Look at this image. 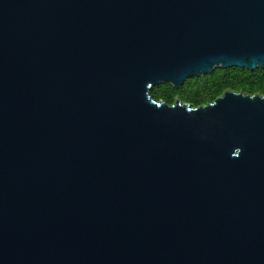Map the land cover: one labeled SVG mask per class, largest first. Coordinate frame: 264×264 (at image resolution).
I'll use <instances>...</instances> for the list:
<instances>
[{
	"label": "water",
	"instance_id": "95a60500",
	"mask_svg": "<svg viewBox=\"0 0 264 264\" xmlns=\"http://www.w3.org/2000/svg\"><path fill=\"white\" fill-rule=\"evenodd\" d=\"M264 66V0H0V264H264V95L152 97Z\"/></svg>",
	"mask_w": 264,
	"mask_h": 264
},
{
	"label": "trees",
	"instance_id": "16d2710c",
	"mask_svg": "<svg viewBox=\"0 0 264 264\" xmlns=\"http://www.w3.org/2000/svg\"><path fill=\"white\" fill-rule=\"evenodd\" d=\"M224 90L264 95V66L253 70L239 67L215 68L211 73L187 78L178 88L168 82L160 83L152 87L150 93L155 99H162L168 104L173 103L177 97L182 102L198 106L211 102Z\"/></svg>",
	"mask_w": 264,
	"mask_h": 264
},
{
	"label": "rangeland",
	"instance_id": "374dc122",
	"mask_svg": "<svg viewBox=\"0 0 264 264\" xmlns=\"http://www.w3.org/2000/svg\"><path fill=\"white\" fill-rule=\"evenodd\" d=\"M153 94H154V93H153ZM176 98H177V97H175V99H176ZM175 99H174V100H175Z\"/></svg>",
	"mask_w": 264,
	"mask_h": 264
}]
</instances>
